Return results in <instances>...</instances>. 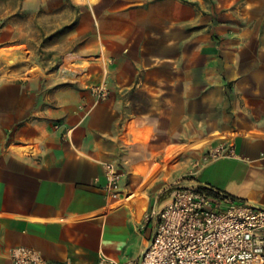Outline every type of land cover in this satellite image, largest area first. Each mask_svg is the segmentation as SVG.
Instances as JSON below:
<instances>
[{
    "label": "crops",
    "instance_id": "crops-1",
    "mask_svg": "<svg viewBox=\"0 0 264 264\" xmlns=\"http://www.w3.org/2000/svg\"><path fill=\"white\" fill-rule=\"evenodd\" d=\"M65 1L38 0L41 16ZM68 1L108 95L92 105L97 81L7 67L0 47V264L17 245L48 264L136 259L155 229L145 215L189 181L264 208V0ZM218 148L232 154L187 179L190 157ZM107 162L125 172L116 198Z\"/></svg>",
    "mask_w": 264,
    "mask_h": 264
},
{
    "label": "built area",
    "instance_id": "built-area-1",
    "mask_svg": "<svg viewBox=\"0 0 264 264\" xmlns=\"http://www.w3.org/2000/svg\"><path fill=\"white\" fill-rule=\"evenodd\" d=\"M90 90L94 97L92 105L107 97L104 73L91 84ZM55 128H61V124ZM70 131H61V136L68 137ZM221 151L218 148L204 152L192 167L222 154H232ZM103 175L108 195L118 197V185L125 175L122 166L107 162L103 164ZM145 218L156 221L148 246L136 259L107 264H264V208L235 199L212 186L194 181L178 184L170 190L168 202L151 209ZM9 261L48 264L37 250L22 245L10 249Z\"/></svg>",
    "mask_w": 264,
    "mask_h": 264
},
{
    "label": "rangeland",
    "instance_id": "rangeland-1",
    "mask_svg": "<svg viewBox=\"0 0 264 264\" xmlns=\"http://www.w3.org/2000/svg\"><path fill=\"white\" fill-rule=\"evenodd\" d=\"M40 3L38 0H0V47H4L1 54L10 57L5 58L6 66L11 67L12 59L21 58L32 74L53 72L59 76L72 73L83 85L96 82L97 74L94 73L95 78L92 75L95 65L89 63L81 51L86 35L72 33L78 7L66 0L60 6V16L42 17L40 13L44 10ZM12 50H17L18 54ZM69 59L71 63L85 59L89 67L81 71L74 66L66 68L64 62ZM6 72L11 74L12 70ZM190 149L200 151L203 145H190ZM195 158L189 159L187 179H191L194 170L191 164ZM157 167L154 165L153 170Z\"/></svg>",
    "mask_w": 264,
    "mask_h": 264
},
{
    "label": "bare ground",
    "instance_id": "bare-ground-1",
    "mask_svg": "<svg viewBox=\"0 0 264 264\" xmlns=\"http://www.w3.org/2000/svg\"><path fill=\"white\" fill-rule=\"evenodd\" d=\"M71 61V59H69L67 62H64V66L66 67V68H70V67H75V68H77L78 70H82V69H84L85 67H87L88 65H87V63H86V60L85 59H81V61H78V62H74V63H71L70 62ZM70 62V63H69ZM73 67V68H74ZM215 135V138H219V139H224V140H227V139H230L232 136H234L235 135V133L233 132V133H231V132H223V133H216V134H214ZM208 140H205L204 142H207ZM203 145V144H202ZM135 194L136 193H133V194H131V195H128V196H126L124 199V201L125 202H129V201H131V200H133V198L135 197Z\"/></svg>",
    "mask_w": 264,
    "mask_h": 264
}]
</instances>
